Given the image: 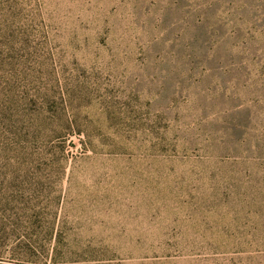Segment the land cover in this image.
Instances as JSON below:
<instances>
[{
  "label": "rangeland",
  "instance_id": "rangeland-1",
  "mask_svg": "<svg viewBox=\"0 0 264 264\" xmlns=\"http://www.w3.org/2000/svg\"><path fill=\"white\" fill-rule=\"evenodd\" d=\"M0 264H264V0H0Z\"/></svg>",
  "mask_w": 264,
  "mask_h": 264
}]
</instances>
